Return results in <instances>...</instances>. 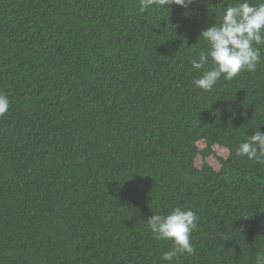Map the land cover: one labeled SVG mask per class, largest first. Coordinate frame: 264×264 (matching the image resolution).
<instances>
[{
    "label": "trees",
    "instance_id": "1",
    "mask_svg": "<svg viewBox=\"0 0 264 264\" xmlns=\"http://www.w3.org/2000/svg\"><path fill=\"white\" fill-rule=\"evenodd\" d=\"M237 2L0 0V264H256L264 164L235 153L264 131V46L209 92L191 68ZM176 207L195 251L166 262L146 220Z\"/></svg>",
    "mask_w": 264,
    "mask_h": 264
},
{
    "label": "clouds",
    "instance_id": "2",
    "mask_svg": "<svg viewBox=\"0 0 264 264\" xmlns=\"http://www.w3.org/2000/svg\"><path fill=\"white\" fill-rule=\"evenodd\" d=\"M193 0H139L140 12L150 7L170 8L172 5L187 7ZM208 45L199 59L191 61L193 70H201L211 61L210 70L193 80L195 88L204 92L212 91L223 78L230 81L242 71L254 72L261 62L260 47L264 46V0L251 4L249 0H238L235 5L226 7L219 25L212 24L200 33ZM10 107L9 97L0 92V116ZM237 156L249 161L264 164V131L256 130L236 148ZM199 217L189 209L176 207L167 215L153 214L146 220L147 227L158 241H171L170 250L163 253L162 259L172 262L182 255H193L194 246L191 234L197 229ZM256 264H264V253L257 255Z\"/></svg>",
    "mask_w": 264,
    "mask_h": 264
}]
</instances>
